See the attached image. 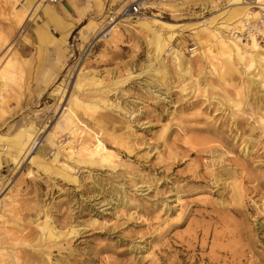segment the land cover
I'll use <instances>...</instances> for the list:
<instances>
[{
  "label": "rangeland",
  "instance_id": "1",
  "mask_svg": "<svg viewBox=\"0 0 264 264\" xmlns=\"http://www.w3.org/2000/svg\"><path fill=\"white\" fill-rule=\"evenodd\" d=\"M7 1L0 0V69L14 58L16 79L0 84V134L32 125L40 142L35 154L49 161L54 149L41 140L48 129L60 142L72 140L58 123L66 100L75 95L96 105L74 106L77 118L95 132L101 129L106 147L117 155L113 165L72 166L75 183L27 160L1 162L0 249L7 259L264 264V96L243 67L230 84H216L211 59L192 34L228 1H189L174 11L163 1L146 0L140 14L125 18L121 9L136 0H103L100 7L91 0H47L63 20L76 10L81 14L63 54L39 38V25L54 28L39 8L33 11L39 0L25 10L20 25ZM24 1L14 9L21 10ZM256 6L252 0L248 11H258ZM138 16L166 22L153 27L171 35L173 53L155 58V43L140 29ZM82 56V71L98 83L78 82ZM56 84L62 93L51 92ZM235 88L244 91L235 96ZM233 96L241 100L238 107ZM232 181L243 187L240 198L232 197ZM9 198L13 202L6 205ZM44 218L63 235L41 247Z\"/></svg>",
  "mask_w": 264,
  "mask_h": 264
},
{
  "label": "bare ground",
  "instance_id": "2",
  "mask_svg": "<svg viewBox=\"0 0 264 264\" xmlns=\"http://www.w3.org/2000/svg\"><path fill=\"white\" fill-rule=\"evenodd\" d=\"M16 1L18 0H11L10 2H7L10 4L14 23L20 25L21 20L23 19V13L30 7L33 0H25L20 3L21 10L14 9L13 5ZM46 1L47 0H39L37 4H35V1V3L31 6L32 8L35 7L33 11L39 8L44 17L53 22L54 28L52 32H56L57 35L48 31L47 27L39 25L37 27L39 38L45 42L56 44L60 53H66L68 52V49L65 46L66 42L70 39L69 37L71 36L73 25L80 20L81 14L78 10H76V13H74L75 15L72 14L69 19L63 20L58 16V8L54 4L51 5ZM49 1L52 2L53 0ZM136 1L140 3L145 2L146 0ZM160 1L165 2L164 5L168 8L170 7L172 10L177 11L185 4H188L189 1L195 0ZM205 1L210 3L212 6H218L220 2V0ZM227 1L228 4L220 7V12L217 15L207 21H203L202 25L198 26V29L194 30L192 34L194 35L196 43L200 47L202 54H206L209 56L208 58L211 59L210 66L213 68L216 77V84L220 87L230 84V76L237 73L242 74L239 68L243 67L244 73L248 72V74H251L247 77V80L254 83L257 89L261 91L264 96V49L258 45L253 34L250 35L247 40L241 39L240 36L233 34L234 31L242 30L244 28L243 23L248 19L252 21L251 19L256 18V15H258L260 11H248V3L252 0ZM253 1H255L258 7L264 5V0ZM102 2L103 0H91V4L97 7L102 6ZM140 7L145 9L142 3H140ZM137 20H139L138 25L140 29L147 31L151 36V39H149L150 43H155V52H157L155 58H157L159 54L165 50L170 53L174 52L171 45H169L171 35L164 36L159 29L153 27L155 24L159 27H163L166 22H158L159 20L157 19H154L155 21H149L140 16L137 17ZM120 22H122V20H119L112 25V27L104 32V35L111 32V29ZM124 25L128 27L131 26L126 23H124ZM232 28L234 30L231 33L232 35L223 33V30H230ZM88 50L89 47H87L85 52H88ZM84 55L87 56L88 54L85 53ZM85 56H82L76 65L78 82L83 79L87 83H98V80L95 79L94 76H91L90 72L82 71V62L87 58ZM174 57L175 60L179 59V55L177 54H175ZM15 64V59L9 58L2 69H0L1 85H5L6 81H9V83L12 84L15 83ZM63 90L64 89L60 87V84H56L51 92L59 94L62 93ZM241 91H244V89L241 88V90H239L235 88V96L241 93ZM235 96L230 98V100L234 102V106L238 107L241 100ZM66 101L67 105L63 107L58 126L61 127L62 130H65V132L72 137V140L69 139L65 142H60L58 138L54 137L53 131L48 129L45 136L41 140V143L49 144L54 151L51 153L52 155L49 161H46L39 155L35 154V149L38 146L37 144H40L39 141L36 143V139L34 138L35 133H33V130L35 128L32 125L24 126L20 131L12 135L0 134V163L4 161H12L18 164L21 160H27L32 168L48 171L49 174L57 177L59 176L69 183L77 182L76 175H73L74 170L72 166L74 165L84 164L87 166H103L115 164L117 155L111 148L106 147L101 136V129H98L97 132L93 131L91 128L89 129L76 116L74 106H86V108L89 109L92 105L94 107H96V105L85 103L82 98L75 95ZM94 102L97 103L99 100H94ZM100 103L105 104L102 99H100ZM261 107L264 108V105ZM243 151L245 155L249 153V150L245 147H243ZM254 178L256 180V178L259 177L256 176ZM257 182L258 184L261 183L259 179ZM227 186H230L233 198H240L243 189L241 183L238 184L235 181H232L229 182ZM12 202L13 198H9L6 205H11ZM262 211L264 212V205L262 207ZM40 232L42 237L40 241V243L42 242L41 247L46 243L59 240L63 235V232L61 230H55V227L50 225L46 218L43 219V223L40 225ZM5 254L6 253H3L0 249V264H16V261L18 260L17 256L13 255L11 260H8L7 255ZM11 255H9V257H11Z\"/></svg>",
  "mask_w": 264,
  "mask_h": 264
},
{
  "label": "built area",
  "instance_id": "3",
  "mask_svg": "<svg viewBox=\"0 0 264 264\" xmlns=\"http://www.w3.org/2000/svg\"><path fill=\"white\" fill-rule=\"evenodd\" d=\"M258 11V15L256 18L249 19L243 23L244 28L240 31H234V35L240 36L241 39L247 40L250 35L253 34L254 38L257 40L258 45L264 49V5L258 7L256 6ZM142 8L140 7V3L132 2L129 5L123 7L120 11L121 16L135 18L138 14H140Z\"/></svg>",
  "mask_w": 264,
  "mask_h": 264
}]
</instances>
